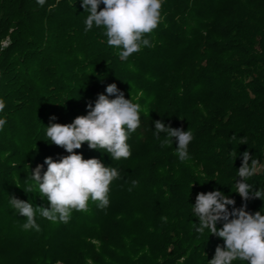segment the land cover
<instances>
[{"label":"trees","instance_id":"trees-1","mask_svg":"<svg viewBox=\"0 0 264 264\" xmlns=\"http://www.w3.org/2000/svg\"><path fill=\"white\" fill-rule=\"evenodd\" d=\"M87 15L81 0H0V264H208L224 241L196 230L197 194L220 190L241 207L240 154L264 164V0H162L150 46L126 60L102 27L85 31ZM113 83L141 106L130 157L113 161L86 143L75 150L118 170L108 206L89 201L67 223L37 212L39 230H25L10 196L48 207L23 189L46 157L68 155L46 127L86 115ZM157 120L190 129L189 159H178L175 143L161 146ZM248 183L264 190V172ZM261 198L247 211L264 214Z\"/></svg>","mask_w":264,"mask_h":264},{"label":"clouds","instance_id":"clouds-1","mask_svg":"<svg viewBox=\"0 0 264 264\" xmlns=\"http://www.w3.org/2000/svg\"><path fill=\"white\" fill-rule=\"evenodd\" d=\"M37 3L43 6L45 0H37ZM81 3L88 13L85 31L93 25L102 27L107 44L121 49L119 56L122 60L138 52L142 46H150L145 36L152 33L161 20L162 0H81ZM101 3L104 5L102 9ZM105 91L107 95L98 94L94 105L87 104L86 115L77 116L68 124L51 123L46 127L50 144L63 148L68 155L59 160L46 157L42 165L31 171L33 183L23 189L25 193L34 189L38 191L41 198L47 199L48 207L34 208L29 201L10 196V206L26 218L25 230H39L35 221L37 212L51 222L67 223L73 210L87 211L89 201L95 202L99 208L108 206L110 184L119 177L118 170L105 166L97 158L84 159L75 150L86 143L89 149L103 150L101 152L107 153L113 161L128 159L131 151L127 140L140 126L141 106L132 98L126 99L115 83L107 85ZM4 107V101L0 100V112ZM50 119L55 120L56 117ZM5 123L0 119V128ZM161 134L162 147L175 143L178 159L181 162L189 159L188 146L193 139L189 128L185 131L157 120L153 135L160 138ZM241 144L246 142L242 139ZM237 155L233 153L235 159ZM240 155L242 163L237 169L239 179L235 180L234 192L245 203L235 207L234 199L220 190H213L198 193L193 205V215L198 220L196 230L201 233L207 230L209 236L215 235L224 241L223 246L217 245L208 264H233L236 260L246 264H264V214L247 211L246 204L250 199H262L264 196V190L248 183L249 178L264 172V164L253 159L248 151ZM44 165L47 169L41 175ZM228 206H232L231 210ZM218 224L222 227H217Z\"/></svg>","mask_w":264,"mask_h":264},{"label":"rangeland","instance_id":"rangeland-1","mask_svg":"<svg viewBox=\"0 0 264 264\" xmlns=\"http://www.w3.org/2000/svg\"><path fill=\"white\" fill-rule=\"evenodd\" d=\"M3 44H6V41H3ZM56 262H61V263L63 264V262L60 261V260H58V261H56ZM56 262H54V263H56ZM54 263H53V264H54Z\"/></svg>","mask_w":264,"mask_h":264},{"label":"built area","instance_id":"built-area-1","mask_svg":"<svg viewBox=\"0 0 264 264\" xmlns=\"http://www.w3.org/2000/svg\"><path fill=\"white\" fill-rule=\"evenodd\" d=\"M54 264H62L61 262H56V263H54Z\"/></svg>","mask_w":264,"mask_h":264}]
</instances>
